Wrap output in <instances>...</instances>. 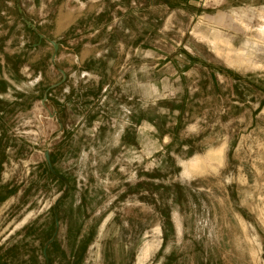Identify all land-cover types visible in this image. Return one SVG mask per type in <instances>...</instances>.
<instances>
[{
	"label": "rangeland",
	"instance_id": "obj_1",
	"mask_svg": "<svg viewBox=\"0 0 264 264\" xmlns=\"http://www.w3.org/2000/svg\"><path fill=\"white\" fill-rule=\"evenodd\" d=\"M0 139V264H264V0H0Z\"/></svg>",
	"mask_w": 264,
	"mask_h": 264
},
{
	"label": "trees",
	"instance_id": "obj_2",
	"mask_svg": "<svg viewBox=\"0 0 264 264\" xmlns=\"http://www.w3.org/2000/svg\"><path fill=\"white\" fill-rule=\"evenodd\" d=\"M1 140V139H0ZM0 144H1V142H0ZM0 167H1V161H0ZM51 246H56V242H52L51 243Z\"/></svg>",
	"mask_w": 264,
	"mask_h": 264
},
{
	"label": "bare ground",
	"instance_id": "obj_3",
	"mask_svg": "<svg viewBox=\"0 0 264 264\" xmlns=\"http://www.w3.org/2000/svg\"><path fill=\"white\" fill-rule=\"evenodd\" d=\"M183 163V162H182ZM194 167L197 168V164H194ZM146 252H147V249H146Z\"/></svg>",
	"mask_w": 264,
	"mask_h": 264
},
{
	"label": "water",
	"instance_id": "obj_4",
	"mask_svg": "<svg viewBox=\"0 0 264 264\" xmlns=\"http://www.w3.org/2000/svg\"><path fill=\"white\" fill-rule=\"evenodd\" d=\"M57 47V46H56Z\"/></svg>",
	"mask_w": 264,
	"mask_h": 264
}]
</instances>
